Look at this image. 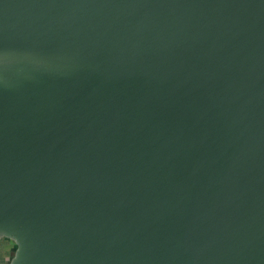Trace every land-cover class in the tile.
Instances as JSON below:
<instances>
[{"label": "water", "instance_id": "water-1", "mask_svg": "<svg viewBox=\"0 0 264 264\" xmlns=\"http://www.w3.org/2000/svg\"><path fill=\"white\" fill-rule=\"evenodd\" d=\"M0 230L19 264H264V0H0Z\"/></svg>", "mask_w": 264, "mask_h": 264}, {"label": "crops", "instance_id": "crops-1", "mask_svg": "<svg viewBox=\"0 0 264 264\" xmlns=\"http://www.w3.org/2000/svg\"><path fill=\"white\" fill-rule=\"evenodd\" d=\"M45 58L26 60L22 63L13 60H0V78L15 82L27 74H39L48 64ZM25 254L22 239L12 230H0V264H19Z\"/></svg>", "mask_w": 264, "mask_h": 264}]
</instances>
